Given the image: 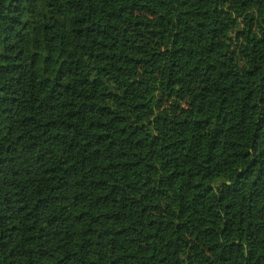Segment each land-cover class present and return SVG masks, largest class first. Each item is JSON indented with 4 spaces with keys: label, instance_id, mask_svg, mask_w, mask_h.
<instances>
[{
    "label": "trees",
    "instance_id": "16d2710c",
    "mask_svg": "<svg viewBox=\"0 0 264 264\" xmlns=\"http://www.w3.org/2000/svg\"><path fill=\"white\" fill-rule=\"evenodd\" d=\"M0 264H264V0H0Z\"/></svg>",
    "mask_w": 264,
    "mask_h": 264
}]
</instances>
